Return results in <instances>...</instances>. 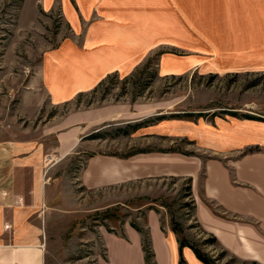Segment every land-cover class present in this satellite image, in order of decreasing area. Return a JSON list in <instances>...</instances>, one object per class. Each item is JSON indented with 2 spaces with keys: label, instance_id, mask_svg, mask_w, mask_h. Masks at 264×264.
<instances>
[{
  "label": "rangeland",
  "instance_id": "obj_1",
  "mask_svg": "<svg viewBox=\"0 0 264 264\" xmlns=\"http://www.w3.org/2000/svg\"><path fill=\"white\" fill-rule=\"evenodd\" d=\"M116 19L67 11L64 0H0V137L38 140L49 155H65L53 174L61 178L53 184L66 194V202L60 203L61 210L49 211L48 263L110 264L103 236L123 234L132 221L149 229L147 216L153 209L163 227L172 229L176 223L178 239L209 254L215 264H257L233 259L209 241L195 223L187 178L147 179L96 191L79 187L80 169L90 155L125 158L139 150L174 149L209 157L210 151L190 139L166 133L183 130L185 122L221 125L250 117L264 122V72L222 71L201 43L193 48L154 45L147 43L149 35L144 36L141 60L98 61L104 71L115 70L74 93L71 86L84 81L95 65L84 53L94 44L93 30L107 24L112 28ZM140 22L132 24L131 40L143 38ZM142 122L150 125L132 133V126ZM73 128L79 131L76 144L60 150V135ZM151 246L154 251L152 240ZM109 248L112 264H125V249L115 243ZM125 254L127 264H137V252ZM154 260L158 264L156 254Z\"/></svg>",
  "mask_w": 264,
  "mask_h": 264
},
{
  "label": "crops",
  "instance_id": "obj_2",
  "mask_svg": "<svg viewBox=\"0 0 264 264\" xmlns=\"http://www.w3.org/2000/svg\"><path fill=\"white\" fill-rule=\"evenodd\" d=\"M74 2L75 6L64 0L67 11L108 14L111 18L116 16L118 21L110 22L112 28L107 24L104 29L98 26L99 30H93L94 44L90 43L89 52H83L90 54L95 70L91 68L77 87L71 86L74 93L95 86L101 77L115 70L104 71L97 66L98 61L141 60L139 54L145 35L150 38L147 43L154 45L167 42L176 48L182 47L179 44L193 48V44L201 43L215 55L213 65L222 71L264 72V0ZM183 12L187 14L185 20L177 15ZM135 20L140 24L143 20L144 26L139 30L143 38L131 40L129 33ZM193 50L196 48L187 52ZM117 67L119 70L123 66ZM172 117L175 116L169 118ZM148 125L136 124L131 132ZM180 129L183 130L171 128L166 134L190 139L212 155L205 157L174 149L141 150L125 158L93 154L80 169L79 187L96 191L147 179L191 178L195 223L216 237L220 246L238 260L264 264V122L250 118L221 125L185 122ZM78 135L79 131L74 128L62 133L60 150H70ZM256 147L258 150L245 153ZM64 157L61 152L49 155L44 143L38 140L0 137V264H49V211L61 210L60 203L66 202V194L53 184L61 178L53 174L60 171L58 163ZM207 201L219 207L228 218L217 215ZM147 221L158 264H181V259L184 264H204L191 248L181 249L177 233L163 227L156 211H149ZM124 234L127 239L123 238ZM103 238L110 264L111 243L137 252V264H146L141 235L130 222L123 234L107 232ZM125 250L122 260L127 264L129 254Z\"/></svg>",
  "mask_w": 264,
  "mask_h": 264
},
{
  "label": "trees",
  "instance_id": "obj_3",
  "mask_svg": "<svg viewBox=\"0 0 264 264\" xmlns=\"http://www.w3.org/2000/svg\"><path fill=\"white\" fill-rule=\"evenodd\" d=\"M250 119H254V118H251ZM255 150H258V147L256 148H251L250 150H247V152L245 153H249V152H253ZM139 152H142L141 150L137 151V152H134L130 155H133L135 153H139ZM187 181H188V184H189V193H191V196H192V188H191V183H192V179L191 178H187ZM193 200V207H195V202H194V199L192 198ZM208 205L211 207V209L219 216L221 217H225V218H228L227 214L225 212H223L221 209H219V207H216L215 204H213L212 202L210 201H207ZM153 210V209H152ZM111 217H114V214H109ZM197 224V223H196ZM130 225L136 229L138 232L141 233L142 235V246H143V251H144V254H145V263L146 264H157L156 261L154 260L155 258V253L152 249V246H151V239H150V231L149 229H146V228H142L140 224H138L137 222L135 221H132L130 222ZM177 224L174 223L172 229L175 233L179 234V228L176 226ZM197 226L203 231V233L207 234V236L209 237V241L212 243V244H216L221 250L223 253L225 254H228L229 253L227 251H225L219 244L218 240L216 237H214L213 235L211 234H208L206 233L200 226L199 224H197ZM179 242H180V247L181 249L183 247H189L191 248L194 253L196 254V256L198 257L199 260H201L204 264H215V260L214 258H212L209 254L203 252L201 249H199L197 246H195L194 244L192 243H188L186 240H184L183 238H179ZM231 255V254H230ZM233 259H237L235 258L234 256H231ZM238 260V259H237ZM181 264H184V260L181 259Z\"/></svg>",
  "mask_w": 264,
  "mask_h": 264
}]
</instances>
